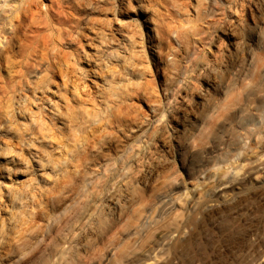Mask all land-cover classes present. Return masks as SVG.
<instances>
[{"label": "bare ground", "instance_id": "1", "mask_svg": "<svg viewBox=\"0 0 264 264\" xmlns=\"http://www.w3.org/2000/svg\"><path fill=\"white\" fill-rule=\"evenodd\" d=\"M44 1L0 0V58L5 59L4 68L8 75L3 89L28 86V78L33 74L35 78V69L40 70V64L36 63L39 61L47 65L51 75L60 78V88L69 87L74 102L81 105L85 102L82 97L88 95L87 89L79 85L78 75L75 80L70 79L68 67L61 58H93L90 75L106 87L99 105L102 108L97 112L98 119H90L86 111L73 112L69 124L71 129L84 133L103 130L92 142L79 147L74 144L73 150L68 152L61 142L51 144L61 162L46 160L56 172L55 179L49 183L48 193L55 194L58 186L70 180L84 165L80 162L89 161L93 155V159L103 161L98 171L102 179L95 187L101 195L109 193L113 209L111 216L119 219L127 216L137 221L145 217V207L153 200L161 198L170 202V188L179 184L178 176L185 167L186 156L205 148L217 121L225 114L223 111H242L250 104L249 83L243 86L244 97L240 95L236 100L232 96L224 104L214 101L218 94L226 98L230 85L241 75L237 67L218 66L222 64L218 49L223 41L235 51L240 49L256 76L264 64V28L260 32L252 19L253 30L247 36L249 43L241 44V31L235 17L244 8L246 0H225L226 7H222L217 15L199 10L196 13L198 24L191 29L176 24V14L188 17L187 11L177 10L174 14L168 9L160 11L154 0L146 1L142 21L136 18L135 24L130 17L126 21L122 14L125 10L121 13L120 9L108 11V16L102 20L93 19L87 13L86 0H49V5ZM134 25L145 30V35H136ZM182 40L186 41L185 45ZM145 43L149 49L144 48ZM180 45L183 47L179 48ZM112 46L116 53H112ZM213 48L217 51H212ZM152 56L156 57L155 60ZM103 58H110L112 62H104ZM116 61L119 65L114 64ZM197 84L203 88L198 89ZM0 92L6 94L4 90L0 89ZM140 105L147 109L142 111ZM170 131L180 135V140L175 142L178 159L173 162L170 144L165 142ZM109 135L116 144L107 142ZM156 143L160 144L156 146ZM70 154L71 162L64 159ZM42 158L39 152L34 153L39 176L44 174L41 171L44 169ZM69 168L73 169L72 173ZM205 174L206 178L203 173L200 178L215 180L214 175ZM35 189L42 190L41 187ZM12 190L7 193L12 194ZM26 192L22 190L19 197H13L11 201L13 208L22 209L20 216L7 222L1 220L2 216L0 218V264H88L85 257L82 260L73 257L72 242L61 247L52 246L47 253L41 252L40 247L51 244L53 236L34 232L33 213L24 210L27 205L23 202L31 193ZM34 195L31 193V200L36 199ZM140 202L144 205L133 209ZM73 206H62V215ZM96 215H87V223L77 234L79 243L87 242L91 236L98 237L107 229L106 223H101Z\"/></svg>", "mask_w": 264, "mask_h": 264}, {"label": "rangeland", "instance_id": "2", "mask_svg": "<svg viewBox=\"0 0 264 264\" xmlns=\"http://www.w3.org/2000/svg\"><path fill=\"white\" fill-rule=\"evenodd\" d=\"M126 1L86 0L87 13L93 19L102 20L108 16V11L111 13L120 9L121 13L125 10L122 14L126 21H129V17L134 24L136 18L142 21L147 0H128V4ZM217 1L154 0L160 11L168 9L173 14L177 10L187 11L188 17L176 14V24L185 29L198 24L196 13L199 10L212 11L217 15L222 7H226L225 0ZM49 3V0L44 1L45 5ZM252 19L262 32L264 0H246L244 8L235 17L243 46L249 43L247 36L253 30ZM134 26L132 28L136 35H145V30ZM182 44L185 45L186 41L182 40ZM84 49L88 51L85 46ZM114 49L112 46V53H116ZM63 50L68 51L67 48ZM212 51L217 50L213 48ZM152 58L155 60L156 57ZM206 58L211 57L206 55ZM218 58L222 62L218 65L220 68L225 65L237 67L241 75L230 85L226 98L218 94L214 96V101L224 104L232 96L236 100L240 95L244 97L243 86L249 83L250 104L242 111H223L225 114L217 121L205 148L186 156L185 167L178 176L180 182L178 179L179 184L170 188V202L161 198L153 200L145 207V217L137 221L127 216L120 219L111 216L113 209L109 193L101 195L95 187L96 182L102 179L98 171L103 161L93 159V155H90L89 161L80 162L84 165L77 169L70 180L59 185L55 194L48 193L49 183L55 179L56 172L46 160L61 162L51 144L61 142L68 152L73 150L74 144L79 147L92 142L102 133L103 128L95 133H91V130L84 133L71 129L69 124L71 117H74L73 112L86 111L90 119H96L98 110L102 108L99 105L106 87L90 75L93 58H61L68 67L70 79L75 80L79 76V85L87 89L88 95L82 97L85 102L81 105L74 102L69 87L60 88V78L51 75L47 65L39 61L36 63L40 64V70L35 69V78L34 74L28 78V86L3 89L8 75L4 68L5 59L0 58V89L6 94L8 92L7 96L0 92L1 220L7 222L20 216L22 209L13 208L11 201L13 197L18 198L23 190L27 194L37 193L34 197L39 199H32V203L30 193L25 199L27 201L23 202L27 205L24 210L33 213L36 222L34 232L53 236L51 244L40 247L42 253L49 252L52 246L61 247L64 243L72 242L73 257L81 260L85 257L88 264H264V64L261 73L254 76L253 67L245 60L244 52L233 50L226 41L218 49ZM103 60L112 62L110 58ZM114 64L119 65L117 61ZM197 86L198 89L203 88L201 84ZM140 108L142 111L147 109L145 105H140ZM177 135L171 131L167 137L165 135L166 144H170L172 162L178 159L175 142L180 140V135ZM106 140L116 144L110 135ZM159 144L156 143V146ZM36 152L43 156L42 176L36 169ZM64 159L71 162V154ZM72 170L69 168V173ZM202 173L204 178L205 173L214 175L215 180L200 178ZM40 187L43 191L39 195V189L35 188ZM7 188L13 189L12 194L7 193ZM70 204L74 205L73 208L62 215V206ZM143 205L144 202L137 203L133 209ZM90 213L97 214L101 223H106L107 229L100 236H91L87 242L79 243L77 234L83 230Z\"/></svg>", "mask_w": 264, "mask_h": 264}]
</instances>
